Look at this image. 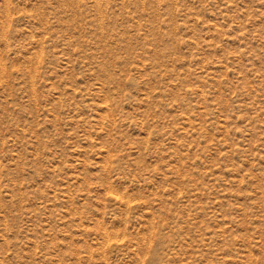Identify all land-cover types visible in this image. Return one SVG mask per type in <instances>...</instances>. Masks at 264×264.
I'll use <instances>...</instances> for the list:
<instances>
[{
	"label": "rangeland",
	"instance_id": "374dc122",
	"mask_svg": "<svg viewBox=\"0 0 264 264\" xmlns=\"http://www.w3.org/2000/svg\"><path fill=\"white\" fill-rule=\"evenodd\" d=\"M0 264H264V0H0Z\"/></svg>",
	"mask_w": 264,
	"mask_h": 264
}]
</instances>
